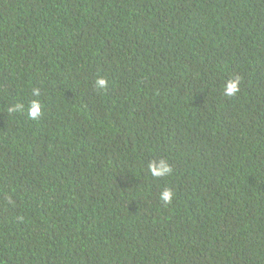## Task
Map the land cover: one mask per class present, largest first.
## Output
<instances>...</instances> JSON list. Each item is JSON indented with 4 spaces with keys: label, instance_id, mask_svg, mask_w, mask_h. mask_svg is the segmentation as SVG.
<instances>
[{
    "label": "trees",
    "instance_id": "16d2710c",
    "mask_svg": "<svg viewBox=\"0 0 264 264\" xmlns=\"http://www.w3.org/2000/svg\"><path fill=\"white\" fill-rule=\"evenodd\" d=\"M0 264H264V0H0Z\"/></svg>",
    "mask_w": 264,
    "mask_h": 264
},
{
    "label": "clouds",
    "instance_id": "9594fccd",
    "mask_svg": "<svg viewBox=\"0 0 264 264\" xmlns=\"http://www.w3.org/2000/svg\"><path fill=\"white\" fill-rule=\"evenodd\" d=\"M95 86L98 90L106 89L108 86V82L105 79L100 78L96 80ZM238 91H239V82L236 80H230L224 89L225 95L227 96H234L238 93ZM34 94L38 95V90L34 92ZM16 107L19 108L21 106L17 105ZM39 113H40V106L37 102H34L31 109L29 110V115L31 118L35 119ZM149 171L154 176H163L167 174L170 171V169L165 162L161 161L159 164H156L154 162L153 164L149 165ZM172 198H173V193L171 192V190L166 189L161 193V199L165 202H170Z\"/></svg>",
    "mask_w": 264,
    "mask_h": 264
}]
</instances>
